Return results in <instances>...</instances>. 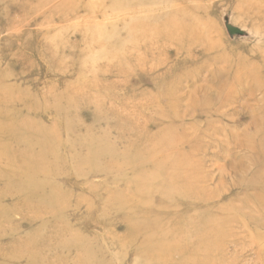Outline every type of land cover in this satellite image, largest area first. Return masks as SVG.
<instances>
[{
	"label": "rangeland",
	"instance_id": "374dc122",
	"mask_svg": "<svg viewBox=\"0 0 264 264\" xmlns=\"http://www.w3.org/2000/svg\"><path fill=\"white\" fill-rule=\"evenodd\" d=\"M248 1L252 9L243 8ZM122 2L0 0V91L16 95L12 106L22 109L21 121L40 135L60 139L54 147L64 161L54 164L39 184L45 189L55 185L62 192L58 201L42 192L32 197L15 180L7 188V178L1 177L0 191L6 195L0 199V264H26L28 259L36 264H264V203L259 202L264 183L253 175L249 150L235 143L241 137L253 141L250 118L236 103L209 107L208 114L201 113L202 107L189 108L188 93L196 91V84L216 88L220 79L208 77L213 72L208 67L199 69L209 62L187 49L179 55L190 71H166L176 58L174 38L144 46L132 29L154 11L134 14L139 7L125 8L128 3L123 7ZM217 3L203 8L183 4L181 10L193 21L210 15L226 47L250 55L259 51L264 40L251 31L255 26L264 31V21L258 23L264 10L256 4L264 9V0ZM249 9L255 18L245 17ZM168 12L158 10L161 19ZM145 47L149 64L159 58L160 71H141ZM193 47L199 51L198 44ZM214 67L224 74L223 63ZM156 75H173V89L184 103L162 102L145 82ZM254 103L249 101L250 109ZM216 108L226 113L224 119L213 116ZM128 112L140 118L131 122ZM213 127L219 132H209ZM147 140L150 151L185 161L191 175L180 168L158 175L149 166H127L136 155L120 165L107 161V144L121 150L124 143ZM102 151L101 159L73 165L75 152ZM140 171L143 182H137ZM152 172L157 179L152 176L149 186ZM139 201L142 208L136 206ZM144 246L150 247L144 251Z\"/></svg>",
	"mask_w": 264,
	"mask_h": 264
},
{
	"label": "bare ground",
	"instance_id": "6f19581e",
	"mask_svg": "<svg viewBox=\"0 0 264 264\" xmlns=\"http://www.w3.org/2000/svg\"><path fill=\"white\" fill-rule=\"evenodd\" d=\"M183 1L192 2V3H183ZM210 1H213V3H211ZM225 1L226 0H218V1L217 0H128V1L126 0V2H124V5L122 2V5L124 7L125 4L128 3L125 8H127V6L139 7V9L134 10L135 12H132L134 14L144 13V12L150 13L154 11L151 15L147 16V18L143 19L144 21H141L139 26H135L132 29L133 31L137 30L141 34L144 46L148 44L149 46L148 48H154L157 45L159 46L161 45V39L174 38V42L176 45V56H175L176 58L173 59V64L171 68L166 69V71H190L187 69L188 67L186 64L187 61L183 62L186 58L184 60H181L179 55L182 52V50L185 49L190 50V52L194 51L196 53H199L198 56L202 55L204 59L206 58L205 61H208L209 63L205 65H201L199 69H202L203 67H208L209 71H213L210 75H208V77H211L214 80L219 78L220 81L216 88L205 82L199 83L198 85L196 84L197 87L196 91L193 92L192 94L191 92L188 93V102H187L188 107L195 111L199 109L201 110L202 107L203 110L201 111V113L203 114L210 113V111L207 108L213 106H216L218 108L230 107L232 106L233 103H236L241 108H243L245 110V113L250 118V126L254 130V133H252L253 141H248L249 139L244 140L241 137L236 139L235 143L239 146L241 145L242 149L247 148V150H249L248 152L250 154L251 164L253 167H256L255 169L256 172H254L253 175L255 174L256 181L260 180L262 181V183H264V71H263L264 45L261 48H258L259 51H255V54L253 51L251 55L249 54V52L246 51L244 52H242L241 50L238 51V49H236V47L233 46L226 47L223 44L222 39L219 36H217V33L220 34V30L217 29L216 24H214V21L211 19L210 15H204L203 18H200L197 21H193L189 18L190 14L187 15L188 13H185L184 11L181 10V5L183 4H196L198 8H203L216 4L217 2L224 3ZM9 4H13V3H9ZM250 4L251 2L248 1L245 7L243 8L252 9ZM256 4L258 5L259 9L264 10L259 3ZM116 5H118V3ZM119 9L121 10V4ZM160 9L169 10V12L164 17V19H161V17L158 14V10ZM251 9L246 10L245 13L243 12L245 14V17H248L249 19L255 18L254 14H251L252 13ZM233 10L235 11V8H233ZM113 11L115 12V10ZM72 14L74 15L75 13ZM259 14L260 15L258 17H261L259 20L260 22H258L260 26L263 24L264 21V13L261 14L259 12ZM33 16L35 17L36 15ZM84 19H86V17ZM149 20H151V22H149ZM13 23L12 25H14ZM118 26H116V28ZM255 28L256 29L254 31H251L253 36L264 40L263 29L258 26H255ZM6 30L10 31L9 28H7ZM197 44L200 46L198 52L197 50L195 51V47H193L194 45ZM102 46L104 45L102 44ZM106 46H108V44H106ZM148 48L146 49L145 47V54L141 57V61H140V64L142 66L141 71H160L159 68L161 64H157L159 62V58H155V61L153 63L150 64L148 63L149 62L148 54H147L149 52ZM22 57H24V55H22ZM176 63L177 65H175ZM217 63H223L225 68L224 71L225 75L217 73V71H215L214 65ZM177 67H179V69ZM216 68L218 70L217 65ZM145 82L153 85V88L156 89L157 91V96L161 98L162 102H164L166 105L176 106L179 103L178 105L180 106V104L184 103L182 96L178 94V90H176V88L173 89V87H175L173 84L176 83V78H174L173 75L171 76L156 75L152 78H149V80ZM181 83L182 80H180L179 85ZM208 89L210 93L207 92ZM212 93L215 94L213 95ZM16 100H17L16 95L6 93L2 90L0 91V179L3 176L7 178V181H5L6 184L5 187L7 188H10L12 184V180H15L17 185L32 197L36 196V194H38L39 192H42L45 193L47 197L53 198L55 201H58L60 196L62 195V192L59 189H56L54 187L55 185H50L49 189H45L43 184H41L43 187L39 184L48 177V174L50 173L54 164H59V163L61 164L64 162L63 159L61 160V158L58 155L59 152L57 151V147H54L55 145H58L60 143V139L56 136H54L53 138L48 135H45L43 132L42 135H40L41 131L38 128L33 127L30 123L25 122V120L21 121L22 109H17L15 106H12L14 101ZM252 100L255 101L254 109L253 108L250 109L249 101ZM218 108L214 109V111L212 112L213 116L219 117L220 119H224L226 113L220 112ZM189 113L190 112H187L185 115ZM147 115L150 114H145L144 116ZM157 116L162 117V115L159 112H157ZM133 117L139 119L140 115H135L134 113L128 112L127 118L130 119L131 122H134ZM132 126L133 125H129V129H132ZM209 132L218 133L219 129L213 127L209 129ZM125 133L126 131L124 130L122 134ZM137 137L143 138L142 134H137ZM148 143L149 140H147L145 143H142L141 145L133 144L135 147H142V148H135L130 143H124L123 149L121 150H113L112 149L113 143H110L109 145L107 144V156H108L107 161H109V163L111 164L120 165L121 161L127 160L130 157L133 158L136 155L137 158H135L130 165L127 164V166H131V167H133V165L149 166L153 169L152 171H154L158 175H160L161 172L165 173L170 171L171 169L180 168V169H186V171L188 172V177L189 175H191V172L189 171L190 168H187V166L182 165L186 163L185 161H179V162L170 161V157L167 154V152H162V151L159 152L158 150L150 151V148L147 146ZM244 152L247 154V151ZM103 153H104L103 151L101 153L89 152L85 156H83L82 154L75 152L74 157H76V159L73 165L81 166L84 162H89L94 159L96 160L97 158L101 159L103 157V155L101 154ZM46 155L49 156L48 159L44 162L40 161ZM50 157H52V159ZM159 160H161V162L157 163V161ZM234 165L235 167H238L237 163H234ZM154 172H152L148 176L149 186H152L153 181L157 179V176H153ZM141 173L142 172L140 171L139 177L137 178V182L138 181L143 182V180L141 179L143 174ZM152 176L154 177V180L151 179ZM186 180L187 178H185V181ZM179 181L180 179H178L177 182ZM148 182H146L145 184H147ZM38 185L39 188L37 187ZM40 186L42 188H40ZM37 188L40 190L36 191L35 189ZM185 191L196 192L192 188L185 189ZM5 195H6L5 190L0 191V199ZM259 202L264 203L263 191L260 192ZM40 204H43V201H41ZM123 205L124 204H119V206H123ZM127 206L130 208L131 205L128 204ZM136 206L138 208H142L141 202L139 201L136 204ZM138 225L139 224H136V227H138ZM191 226L195 227L197 226V224L192 222ZM141 245L143 246V244ZM146 246H148V244ZM149 247L144 246V251L146 248ZM26 264H36V263L33 260L28 259Z\"/></svg>",
	"mask_w": 264,
	"mask_h": 264
}]
</instances>
